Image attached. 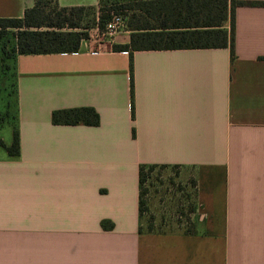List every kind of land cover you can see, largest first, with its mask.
Returning <instances> with one entry per match:
<instances>
[{"label": "crops", "instance_id": "obj_1", "mask_svg": "<svg viewBox=\"0 0 264 264\" xmlns=\"http://www.w3.org/2000/svg\"><path fill=\"white\" fill-rule=\"evenodd\" d=\"M245 1L259 3L235 8L233 56L129 55L113 49L124 28H92L72 52L15 55L19 153L0 154V264H264V0ZM33 3L0 0V17ZM80 106L98 124L51 121ZM140 164L178 170L191 198L175 206L195 228L148 229L174 212L142 199Z\"/></svg>", "mask_w": 264, "mask_h": 264}, {"label": "trees", "instance_id": "obj_2", "mask_svg": "<svg viewBox=\"0 0 264 264\" xmlns=\"http://www.w3.org/2000/svg\"><path fill=\"white\" fill-rule=\"evenodd\" d=\"M257 3L245 0H125L114 7V13L122 14L129 40L125 44L113 45V49L128 51L131 55L133 50L140 49L229 47L233 56L235 8ZM94 8L93 5L59 6L56 0H34L31 6L24 9L21 17H0V33L9 27L16 28L11 53H6L1 45L4 58L14 59L16 54L76 51L81 39L88 37L90 28L102 30L111 17L101 7L97 21L93 15L90 18L89 9ZM13 72L15 123L11 127L10 144L3 145L7 154L12 156L19 153L17 93ZM51 121L54 124L96 125L99 115L91 106L66 107L52 110ZM154 166L157 165H139L141 194L145 191L142 187L144 169ZM142 205L141 200L140 210ZM104 224H108V221H102L103 227Z\"/></svg>", "mask_w": 264, "mask_h": 264}, {"label": "rangeland", "instance_id": "obj_3", "mask_svg": "<svg viewBox=\"0 0 264 264\" xmlns=\"http://www.w3.org/2000/svg\"><path fill=\"white\" fill-rule=\"evenodd\" d=\"M123 1L125 0H99V4L97 6L98 8H94L93 10L89 9V17L91 18V15H93L96 17L97 21V16L102 12L100 10L101 7L105 8L106 13L112 14L116 12L114 7ZM123 28L124 25L119 27L118 30ZM90 29L91 32L94 31V29ZM104 30L105 28L102 30L96 29V31L99 32L103 38L109 36V34H106ZM15 31L16 28L9 27L4 30L3 33H0V140L2 141V143L0 142V154L4 153V151L7 153L3 145L10 144V139L12 137L11 127L14 126L15 123L13 58H4L5 56L1 52V45L4 46L6 53H11L12 47L15 43ZM144 172L145 180L142 184V187L145 189V191L142 194V199L146 202L149 200L147 198L155 195L152 198L162 201V203L157 206L159 213L163 212L171 214V212H174L172 214L174 221H152L150 223H155V226L149 227L148 229L161 231H187L195 228L192 226L193 223H191L189 216L183 212H180V209L185 208L182 203L181 205L178 203V205L175 206V203L178 202L179 199H182L181 201L186 202L191 198L187 192L190 191V186L179 180L177 176L178 170L174 168H164L163 166H154L152 168L146 167ZM170 200L176 201L172 204H169L167 201Z\"/></svg>", "mask_w": 264, "mask_h": 264}, {"label": "built area", "instance_id": "obj_4", "mask_svg": "<svg viewBox=\"0 0 264 264\" xmlns=\"http://www.w3.org/2000/svg\"><path fill=\"white\" fill-rule=\"evenodd\" d=\"M123 26V17L120 14L112 13L110 19L105 23V30L106 34H113L115 33L119 27Z\"/></svg>", "mask_w": 264, "mask_h": 264}]
</instances>
